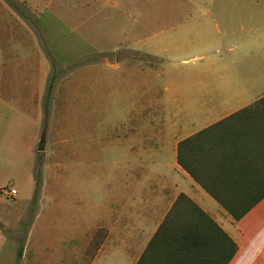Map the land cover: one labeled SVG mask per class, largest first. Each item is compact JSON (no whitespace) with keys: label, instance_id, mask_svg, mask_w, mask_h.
<instances>
[{"label":"rangeland","instance_id":"374dc122","mask_svg":"<svg viewBox=\"0 0 264 264\" xmlns=\"http://www.w3.org/2000/svg\"><path fill=\"white\" fill-rule=\"evenodd\" d=\"M262 77L264 0H0V257L30 245L49 264L98 214L110 227L143 93L173 85L169 116L192 117Z\"/></svg>","mask_w":264,"mask_h":264},{"label":"crops","instance_id":"0c3cea01","mask_svg":"<svg viewBox=\"0 0 264 264\" xmlns=\"http://www.w3.org/2000/svg\"><path fill=\"white\" fill-rule=\"evenodd\" d=\"M170 26L171 30L180 24ZM165 43L164 39L161 55L169 52ZM177 43L173 41L176 50L188 49V45ZM3 64L5 66L7 61ZM259 82L261 85L257 88L262 91L255 99L247 100L248 87H237L226 100H213L206 104L204 111L192 117H183L182 113L169 116L168 107L179 103V90L173 85L164 86V98H147V93H143L137 104L144 108L123 122H129L122 137L127 140L133 156L127 166L122 163L129 172L126 177L119 178L115 187L110 227H105L98 214L92 223L93 235L84 251L77 253V248L74 252L69 249L59 260L49 264H137L181 194L194 201L237 243L239 250L230 264H255L264 259V200L242 220L233 221L232 216L178 163V146L182 141L264 97V77ZM166 93H172L173 97L168 95L167 99ZM153 106L164 111L157 122L148 113ZM153 124L156 128L150 129ZM194 148L195 145L192 151ZM101 229L108 230L107 236L95 252H90L94 250V236ZM20 249L1 255L0 264H29L38 260L40 253L30 249V245L22 248V256L18 259Z\"/></svg>","mask_w":264,"mask_h":264},{"label":"trees","instance_id":"16d2710c","mask_svg":"<svg viewBox=\"0 0 264 264\" xmlns=\"http://www.w3.org/2000/svg\"><path fill=\"white\" fill-rule=\"evenodd\" d=\"M178 163L235 221L242 220L264 200V97L182 141ZM106 236L105 229L99 230L90 252ZM238 250L206 212L181 194L137 264H230Z\"/></svg>","mask_w":264,"mask_h":264}]
</instances>
